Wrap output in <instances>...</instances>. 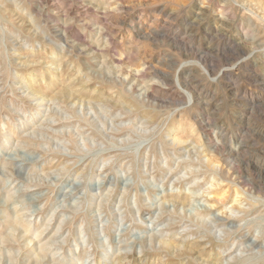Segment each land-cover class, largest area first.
<instances>
[{
  "label": "rangeland",
  "instance_id": "374dc122",
  "mask_svg": "<svg viewBox=\"0 0 264 264\" xmlns=\"http://www.w3.org/2000/svg\"><path fill=\"white\" fill-rule=\"evenodd\" d=\"M8 235L0 264H264V0H0Z\"/></svg>",
  "mask_w": 264,
  "mask_h": 264
},
{
  "label": "bare ground",
  "instance_id": "6f19581e",
  "mask_svg": "<svg viewBox=\"0 0 264 264\" xmlns=\"http://www.w3.org/2000/svg\"><path fill=\"white\" fill-rule=\"evenodd\" d=\"M255 1H256V0H255ZM30 80H31V79H30ZM32 93H34L33 95H35V92H34V91H32ZM40 93H41V92L39 91L38 94H40ZM41 96H43V95H41ZM240 150H241V149H240ZM213 163H214V162H212L211 165H213ZM214 164H215V163H214ZM208 165H209V164H208ZM209 166H210V165H209ZM125 199H126V198H125ZM178 202H179V201H178ZM183 202H184V201H183ZM183 202H182V203H183ZM185 202H186V201H185ZM186 203H187V202H186ZM202 215H203V214H202ZM202 215H201V216H202ZM198 217H199V216H198ZM199 218H200V217H199ZM202 218H203V217H202ZM14 223H15V222H14ZM17 224H18V223H17ZM14 225H15V224H14ZM18 225H19V224H18ZM18 225H17V226H18ZM10 226H11V225H10ZM12 226H13V225H12ZM15 226H16V225H15ZM19 226H20V225H19ZM26 226L28 227V225H26ZM30 227H31V226H30ZM19 228H20V227H19ZM25 229H26V228H24V230H23L24 233L28 231V230H25ZM15 230H16V229H15ZM23 231H22V232H23ZM27 233H28V232H27ZM0 238H1V236H0ZM14 239H15V238H14ZM14 239H13V240H14ZM11 240H12V239H10V236H9V235H8V236H5V237H2V238L0 239L1 243L3 242V243H5V244H8V245H9V246L6 245V246L10 247L9 249H12V248H11L12 246H11V244H10V241H11ZM17 241L19 242V238H16V242H17ZM158 243H159L160 245H162L163 247H166V248H172V247H174V246H175L177 243H179V242H177V243L175 244L174 241L171 242V241H168V240H162V239H161ZM195 244H196V243H195ZM3 245H4V244H3ZM178 245H179V244H178ZM191 246H192V245H191ZM1 248H2V247H1ZM189 248H190V247H189ZM190 249H191V248H190ZM190 249H189V250H190ZM195 250H196V249H195ZM198 251H199V250H198ZM40 252H42V250H41ZM43 252H44V251H43ZM177 252H178V251H177ZM203 252H204V251H203ZM203 252L201 251L200 253H203ZM35 253H36V252H35ZM5 255H6V254H5ZM31 255H32V254H31ZM209 256H210V255H209ZM39 257H40V259H41L42 257H43L42 259H44L45 256H43V255H39ZM29 258H30V257H29ZM29 258H28V259H29ZM42 259H41V260H42ZM200 259H201V258H200ZM210 259H211V258H210ZM207 261H208V260H207ZM39 263H40V262H39Z\"/></svg>",
  "mask_w": 264,
  "mask_h": 264
}]
</instances>
